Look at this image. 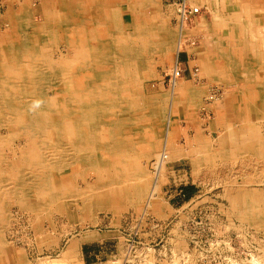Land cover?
I'll return each instance as SVG.
<instances>
[{"label": "rangeland", "instance_id": "obj_1", "mask_svg": "<svg viewBox=\"0 0 264 264\" xmlns=\"http://www.w3.org/2000/svg\"><path fill=\"white\" fill-rule=\"evenodd\" d=\"M129 1L130 9L127 11L123 7L127 1L120 4L118 23H125L130 17L137 16L138 9L133 7L131 9L132 4L136 3V1ZM242 3L245 5L252 4L254 10L248 11V17L245 16V20L237 16L236 26L246 31L248 35L251 32L253 34L256 33L253 38L250 37V34L248 41L256 44L260 43L259 37L262 31H264L261 30V28L264 29V0H224L219 2L220 6L217 5L213 8V11L215 15L221 11L228 14L235 13L237 11L233 12L231 8ZM189 4L198 6L194 0H189ZM31 5L30 8L34 14V20L36 19L35 22H39L40 5L39 3H32ZM144 5V12L147 13L146 2ZM155 6L158 9L159 16L165 23V27L172 34L171 36L174 37V42L177 39L176 43L181 46L180 50L203 41L201 37L194 36L188 30L195 28V21H197L199 16L200 18L202 17L201 20H208L210 18V13L207 9L201 8L197 16L187 21L186 25L181 27L173 2L155 0ZM238 9V11L242 12V9ZM5 12L6 6L2 5L0 1V16L4 15ZM237 38H240V35ZM69 44H73V48H67V42L57 44L56 47L55 45H51L50 47L51 61L56 62L54 67L60 73L59 79H56L58 81L55 84L52 80L49 82L48 97H50V100L48 101L50 102V106L54 102L56 108L58 104L64 105L67 114L72 113L73 117L75 114L76 118L70 115L71 119L66 121L67 124L57 123L55 125L54 122L58 120V115L57 113H52L50 108L49 110L47 109L50 119L52 116L54 121H51L52 123L46 126L45 140L48 145L46 152L48 154V173H46V176L47 178L55 176L52 178L53 183L54 181L56 184L64 182L65 189L60 193V190L53 191L51 187V196L47 192L46 196H44L45 201L41 205L38 204L39 206L37 205L35 209L31 206L32 204L29 199L19 202L16 196L8 195V193L0 190V226L2 227L3 224L1 232L2 236H5L6 242L12 244L14 242L13 239L17 240L15 243H18V247L23 252V258L27 264H62V261L56 260L55 257L62 253L67 239L83 234L86 231L98 229L99 227H107L110 221L118 220L119 218L123 220L124 234L128 235L130 233L131 235L134 231H138L132 225L134 220L145 218L144 221H147L148 225L143 226V228L146 229L145 233L147 235L146 237H141L138 234L135 239L133 237V242L138 243L139 247L144 246L148 249H154L156 252L159 251L163 264H183L186 258L188 260L185 264H264V216L250 219L241 218L233 205L238 195L245 196L246 194L256 193L264 197V114L257 122L254 115L244 110L243 97L236 90L242 86V83L240 81L230 85L207 83L206 94L209 95V93L213 92L217 94V100H209V102L206 99L204 100V105L209 107L207 110L211 111L214 106H218L223 102L224 107L221 113H216L214 116L210 114L209 118L205 119H203L204 112H206L205 108H201L203 112L201 118L203 120L199 121V110L197 111V108H191L189 105H186V102L183 100L179 101L177 107H170L173 86L171 85L170 87L169 74L180 50L172 56L173 59H163L158 55L151 56V70L148 72L147 77L138 84L137 90H132L131 88H117L119 83L115 79H119L116 77L119 75L118 70L125 69L119 66L117 70L107 61L110 59L108 54L114 51L122 53V47L115 50L114 46L110 47L107 45V47L104 46L101 51L97 52L91 50L94 45L88 48L87 45ZM86 48H88L89 66L84 61L80 62V59L84 57ZM187 49L189 50V48ZM99 52L101 53L99 54ZM262 62L264 64V60ZM177 65L182 74L177 79L176 86L183 77V70L178 63ZM195 67L199 69L198 66L191 65L193 74ZM132 69L130 67V77L133 75ZM108 74L113 79L112 86L110 85L109 87L105 84V77ZM186 76H188L187 73L185 74ZM187 79L190 80L191 78L188 77ZM186 85L188 84L186 83ZM62 98H64V102H62ZM116 98L120 100L123 98L122 100L125 104L127 98L129 102L134 101L131 98H139V101L141 100L142 102L151 101L153 98H158L157 100L163 98L166 106L160 112L158 111L159 107L157 108L155 104L153 106L155 110L153 109V111L148 110L149 107L145 109L146 105L143 107L139 105L134 108L132 107L134 114L131 112L128 114L125 110L116 115V112H107L102 117V103H106L107 107V105H110L107 102H113ZM184 98H187V96H184ZM75 107H78L77 109L80 112ZM128 108L130 107H127V110ZM60 110V107H58L56 112H60ZM79 114L81 117L83 116L82 118L80 117L81 119L78 117ZM136 116H138V119ZM157 117H161L160 120L162 121L157 120ZM21 118L24 120L20 119V124L25 126L31 123V121H28L29 118L27 116L28 120L24 116H21ZM133 120H136L137 123L145 124V126L143 128L140 127L141 129L133 128L132 126H136L135 124H131ZM150 121L151 123H149ZM167 123L168 127L166 129ZM244 125L245 128H242ZM111 128L115 132V134L113 133L114 136L110 135L112 133L109 132ZM187 128L191 130L188 131ZM228 130L237 133H243V131L249 133V136L246 137L248 139L247 146L249 148L251 145V147L246 153H243V147L240 148L237 144L236 146L234 145L235 147L229 148L227 152L221 150L223 146L219 140L225 136ZM116 131H121L123 135L116 134ZM166 131L168 135L173 136L174 142L177 143L180 139L184 140L185 144L181 147L179 145V147L184 149L182 156L185 159L178 161L175 158L180 157V155L173 152L174 155L163 161L156 174V170H154V164L156 163L154 154L162 150V139ZM8 135V129L0 127V140L1 137ZM131 135H135L133 136L135 138L134 141ZM104 138H107V140H104ZM236 138L238 139V137ZM9 139L8 141H11L10 145H12V149L14 148L15 150L19 149V146H22L24 143V139L20 137ZM113 139L118 140L123 148L127 147L126 149H129L133 142L136 143L135 151L137 152H133L134 159H130L127 162L128 164H113L119 157H116V154L101 152L104 147L113 146V142L116 141ZM238 140H241V138ZM255 144H259L260 146L258 148L259 153L252 151ZM101 145L105 146L102 147ZM77 147H81L79 152H77ZM177 148L174 146V150ZM10 149L11 146L3 149L4 159H13V153L10 152ZM133 156L130 155L127 158ZM124 159L121 158V160ZM130 164H132L131 167H126V165ZM0 165H2L0 168H6L3 162ZM103 165H106V167ZM60 166L64 167L60 168ZM101 175H113L115 177L118 175L135 176L132 178L133 185L139 184L144 187L142 200L139 201L135 194L127 198V190H124V195L109 193L106 189L101 190V181L98 182V178ZM175 188L188 189L191 193L189 200L185 201L182 197L174 196L171 190ZM152 191L151 206L146 207V198ZM82 194L87 199L84 202L85 206L82 203ZM98 194H101V197ZM115 195H117L116 199H114ZM125 198L127 199L123 201ZM169 201L170 203H178L179 208H169L167 206ZM262 204L264 203L262 202ZM88 215L91 216L89 217ZM158 219L163 220V223H158ZM223 243L225 245H222ZM194 244H197L201 248L202 254L200 256L198 253L196 255L189 253ZM209 244H212V246L218 244L219 249L213 250L212 247V253L208 254L204 252L210 251L208 249ZM187 250L188 254L186 255ZM183 254L184 258H181Z\"/></svg>", "mask_w": 264, "mask_h": 264}, {"label": "bare ground", "instance_id": "obj_2", "mask_svg": "<svg viewBox=\"0 0 264 264\" xmlns=\"http://www.w3.org/2000/svg\"><path fill=\"white\" fill-rule=\"evenodd\" d=\"M0 1L2 5L4 4L6 6V12L4 13V15L0 16V127L8 129V134H9L6 137H1L0 140V163L3 162V164H5L6 167L4 169L0 168V190L3 191L4 193H8V195L11 194L14 197L16 196L19 202H21L24 199L26 200L29 199L32 204L31 206L33 207V209H35V207H37L38 204L41 205V203L45 201L44 196H46L47 192L48 195L51 196L50 193L51 187L53 191L60 190V193L62 192V190L65 189L64 182L56 184L55 181L54 183L52 182V178H54L55 176L52 178L51 177L47 178L46 176V173H48L47 172L48 154L46 153L48 145L45 142L46 128H47L46 126L52 123L51 121H54L52 116L50 119L48 110L50 108V111H52V113H57L58 115V120L54 122L55 125L57 123L67 124L66 121L71 119L70 115H72L73 117L72 113L67 114L64 105L58 104V107H60L61 109L60 112L59 111L56 112L58 107L56 108V104L54 102H52L51 106L49 105L50 104V102L48 101L50 100V97H48L49 82L50 80H52L53 83L55 84V82L58 81L56 79H59L58 77L60 73V72L58 73L57 69L54 67L56 62L51 61L52 58L50 54L51 45H55L56 47L57 44H62L66 42L67 44L76 43L83 46L87 45L88 48H90L91 45H94L92 46L93 49L91 50H95L97 52L101 51L104 46L107 47V45L110 47L114 46L115 50L119 49V47H122L123 49L122 53L112 51L113 53L108 54V57H110V59L108 58L109 60L107 61H109L111 65H113L114 68L117 70L119 69V66L125 69V70H118L119 75L116 77L119 79H115V80H118L119 84L118 87L117 86L115 87L121 89L131 88L132 90L136 89L138 84L141 83V80H144V78L147 77L148 72L151 70V65H150L151 56L158 55L160 58L170 59L181 49V46L176 43L177 39L174 42V37L171 36L172 34L165 27V23L159 16L158 9L155 6V0H135L136 3L132 4L131 9L133 8L138 9V14L137 16L131 15L132 18L130 17L129 19H127L125 23L123 22L118 23V15H119L118 12L121 8L120 4L125 1L127 2L126 5L123 6L125 7L124 10L127 11L130 9L129 0H123V1L122 0H23V2H21V0H0ZM145 2L148 9V11L146 9L147 13H145L143 9L145 8L144 5ZM32 3L35 4L39 3L40 5V17L38 16L40 18L39 22H35L36 19L34 20L35 17L30 8L32 6L31 5ZM238 8L242 9V12L238 11L239 10ZM251 10L252 11L254 10L252 4L245 5L244 3H242L234 6V8H231V11L233 12L237 11V12L231 14V16L229 17L230 18L229 24H225L224 18L215 15L214 20L216 21V26H219L221 27V30L222 29L224 30L221 32L222 38L220 39L219 37L218 39L216 37L215 40L214 60L212 61V64L214 66L211 68L216 73L211 78L213 79L214 83H224L226 85H230L234 82L240 81L242 83V86L237 88L236 90L243 97L244 110L248 111L247 113L249 114L251 113L252 115H254V118L258 122L262 118V115L264 114V67H263L264 64L262 62L264 60V31H262V34L259 37L260 43L256 44L254 42L248 41V37L250 36V34H251L250 37L253 38L255 36L254 34L256 33L253 34V32H251L248 35L246 31L236 26L237 25L236 18H238L239 16L241 19L242 18L244 19L245 16L248 17L247 13L248 11ZM261 30L264 29L261 28ZM238 35H240V38H237ZM88 48L85 49V53L83 52L84 57L80 59V62L84 61L85 64H88L89 66L88 63L89 56L87 53ZM100 53L101 52H99V54ZM203 53L205 54V52ZM72 65L74 67L73 63ZM174 66H175V62H174ZM130 67L133 68L132 77H130L129 75ZM62 76H67V75H62ZM105 79H106L105 84L107 87H109L112 84L113 79L109 77V74L106 75ZM172 86L173 88L171 93V104H170L171 108L177 107L179 105V101L181 102L183 100L184 102H186L185 104L189 105L191 108H200V109L205 108V110L209 109V107L204 105L205 102L204 100L205 99L207 100L210 97V93L209 95L206 94L207 86L204 85L202 88H199L198 90L195 89L194 87H190L189 84L184 85L183 87H180L178 85L176 86V84ZM184 96H187V98H184ZM122 99L120 100L119 98H116V100H114L113 102L112 101L107 102L108 104H110L107 105V107L105 105L106 103H102L101 106L102 117L107 112L110 113L116 112L115 113L116 115L117 113L121 111L124 112L125 110L127 111L128 114L129 112L134 114L133 108L139 105H141V107L146 105L145 109L149 107V109L148 108L147 109L153 111L154 109L153 106L155 104L157 108L159 107L158 111L160 112L162 111L161 109H163L166 106L165 100L163 98L159 100H157L158 98L157 99L153 98V100L145 101V102H142L141 100L139 101V98L137 99L131 98L134 101L129 102L128 98L127 99L124 98L126 99V104L123 102ZM62 102H64V98H62ZM76 104L78 105L77 102ZM127 107L130 108L133 107V108L132 109L128 108L127 110ZM77 108L75 107V109ZM78 112L80 111L78 110ZM80 114L78 116L79 118L81 117ZM21 116L22 117L24 116L25 118L27 116L29 120L27 118L26 119L28 121H31V123L26 124L25 126L20 124L19 120L23 119L21 118ZM136 117L138 119V116ZM73 118H76L75 114ZM160 118L161 117H157V120H160ZM87 119H89V117H87ZM151 121L149 123H151ZM131 124L136 125V126H132L133 128H139V129H141L140 127L143 128V126H145V124L143 125L141 123H137L136 120H133ZM147 124H148V120H147ZM160 127H161V123H160ZM167 127H168V123L165 128L167 129ZM112 128L111 130H109V132H112L110 133V135L114 136L115 132L112 131ZM242 128H245V125L242 126ZM70 129L72 128L70 127ZM121 131L119 132L116 131V134L123 135ZM93 132L95 133V131ZM133 136L132 139L134 141L135 138H133ZM248 136L249 133L246 131H243V133L242 132L237 133L228 130L225 136L221 137L219 140L220 144L223 146L221 150L227 152L229 148L233 147L234 145L236 146L237 144V146H240V148L243 147V151L242 150L241 151L243 153H246V151H248L249 148L251 147L250 143H248L250 147L248 148L247 146L248 139L246 137ZM15 137H20L24 139V143L22 144V146H19V149L17 150H15L14 148L12 149V145H10L11 141H8L10 140L9 138H15ZM172 137L168 135L166 131L165 135H163V138L165 139V145L163 149L159 153L157 152L158 154L157 153L154 154L156 160L155 161L156 163L154 164L155 165L154 170H156L155 171L156 174L158 172L157 170H159V167L161 166L163 161H166L167 158L172 157L175 153H178L180 156H182L181 151H179L178 149L174 150L175 145ZM236 137H238V139L241 138V140H238ZM105 139L107 140V138H104V140ZM113 143H112L113 146L112 145L106 146L101 151V152H108L110 154H116V157H119L117 158L118 160H116V162L115 161L113 162V164H117V165H121L124 163L126 164L130 159L131 160L134 159L133 152L134 153L137 152L135 151L136 143L133 142L130 145L129 149H126L127 147L123 148V146H121L122 144L118 140L114 141ZM8 145L11 146L10 152L13 153L12 160H7L3 158V149L5 147L6 148L9 147ZM259 147H260L259 144H255L254 149L252 151L254 153H259L258 150ZM77 148H78L77 152H79L81 150V147H77ZM236 149L238 148L236 147ZM130 155H132L133 157L127 158ZM121 158H125L124 159L125 161L121 160ZM131 165L132 164L126 165V167H131ZM1 166L2 165H0V167ZM103 166L106 167V165ZM61 167L64 166H60V168ZM71 175L73 176V174ZM110 175L108 176L101 175V177L98 178L99 179L98 182L101 181L102 183V184L100 183L101 190L106 189V191L109 193H116L120 195L122 194L124 195L125 193L124 190H127L126 191L127 198L135 194L138 197L139 201L142 200L144 196V194H142L144 187L140 186L139 184L133 185L132 178H134L135 176L133 177L132 175L131 176L118 175L115 177L113 175L112 176ZM89 190L91 191V189ZM131 191L134 193H132ZM152 194L153 191L146 198V202H145L146 207L151 206L150 201L152 200L153 197ZM81 196H82L81 197L82 203L84 204L85 200L87 199H85L83 194ZM116 196L117 195L114 196L115 197L114 199H116ZM127 198L123 199V201L126 200ZM262 202L264 203V197L257 195L256 193H250V194H246L245 196L238 195L233 205L235 206L236 210L239 212L241 218L250 219V218H257L264 216V204H262ZM88 216L90 217L91 215ZM2 228H3V224L2 227L0 226V234H2L1 232Z\"/></svg>", "mask_w": 264, "mask_h": 264}, {"label": "crops", "instance_id": "obj_3", "mask_svg": "<svg viewBox=\"0 0 264 264\" xmlns=\"http://www.w3.org/2000/svg\"><path fill=\"white\" fill-rule=\"evenodd\" d=\"M221 1L224 0H194L195 4L197 3L198 7H204L209 11L210 18L208 19V21L201 20L202 17L200 18L199 16L197 18V21H195V28L193 30H188L189 32H192L194 36L196 35V37H201L203 41L200 40L201 42H199L198 44L194 43L193 45L188 47L189 50H187V47L183 48L178 52L176 56L175 62L180 65L181 69L183 70L184 77H182L181 81L177 83L180 87H183L187 83L191 87H194L198 90L204 85L207 86V83H214L213 79L211 78L216 73L211 68L214 66L212 64V61L214 60V44L216 37L218 39L219 37L220 39L222 38V35L220 33L224 29L221 30V27L216 26V21L214 20L215 12L213 11V8H215L217 5L220 6L219 2ZM231 14L221 11L219 12V14H216V16L224 18L225 24H229V17L231 16ZM67 48H73V46L67 44ZM203 52H205V54ZM191 65H196L199 67V69H197L196 67L194 68V74L192 72ZM186 73L188 74V76L185 77ZM188 77L191 79L188 80ZM223 107L224 102L222 104H219L218 106H214L211 111L205 110L206 112H204L205 115L203 119L209 118L208 116L210 114L214 116L216 115V113H221ZM196 110H199V121H202V109L197 108ZM187 129L188 131L191 130L189 128ZM163 139L162 149L165 145V139ZM183 144H185V142L182 139H180L177 143L174 142V145L178 147L177 149H180L179 151L181 152H184V149L180 148L181 146H183ZM175 159L180 161L184 160L185 158L184 156H180ZM184 191H188V189L175 188L171 190L174 196L182 197L183 199H185V201H187L189 200V197L185 198ZM167 206L171 209L179 208L178 203H170V201L167 203ZM162 221L158 219V223L162 224ZM146 225H148L146 222H141V227L139 228V235L141 237H146L147 235V233H145L146 229L143 228V226ZM13 240L14 242H12V244H9V242H6L5 236H2V234H0V264H27L23 258V252L18 247V243H15L17 240ZM125 241L126 239L123 231V220L119 218L118 220L110 221L107 227H99L98 229L86 231L83 234L76 235L75 237L67 239L62 253L58 254L55 259L61 260L62 264H125ZM141 251L145 253V259L137 262V264H163V260L160 257L159 251L156 252L154 249L150 248L141 249Z\"/></svg>", "mask_w": 264, "mask_h": 264}, {"label": "built area", "instance_id": "obj_4", "mask_svg": "<svg viewBox=\"0 0 264 264\" xmlns=\"http://www.w3.org/2000/svg\"><path fill=\"white\" fill-rule=\"evenodd\" d=\"M173 2V4L176 7V12H177V16H178V21L180 23V25L183 27L186 25L187 21H189L190 19H192L193 17L197 16L200 11L201 8L198 6H194L192 4H189V0H168ZM181 70L178 67L177 63H175V66H173V68L170 71L169 74V83H170V87L171 85L175 84V81L181 77ZM217 100V94L216 93H210V97L206 100ZM145 218H137L136 220H134V222L132 223L134 229L136 228L138 231H134L131 235L130 233L128 235H125V260L124 263L125 264H137V262L142 261L143 259H145V253L143 251H141V249H146L144 246L143 247H139L138 243L136 244L135 242H133V237L135 239V237H137V235L139 234V228L141 227V222H146L144 221ZM152 224V223H151ZM223 242V241H222ZM222 245H225V243H223ZM213 250H217L219 249L218 244H215L214 246H212V244H209L208 249L210 251H204L208 254L212 253V248ZM189 253H193V255H196V253H198V255L200 256L202 254V250L201 248H199V246H197V244H194L193 248L189 251ZM188 254V250L186 255ZM181 258H184V254L181 256ZM187 258L185 259V261H183V264H185L187 262Z\"/></svg>", "mask_w": 264, "mask_h": 264}, {"label": "trees", "instance_id": "obj_5", "mask_svg": "<svg viewBox=\"0 0 264 264\" xmlns=\"http://www.w3.org/2000/svg\"><path fill=\"white\" fill-rule=\"evenodd\" d=\"M185 192V198H188V197H190V191L188 190V191H184Z\"/></svg>", "mask_w": 264, "mask_h": 264}]
</instances>
